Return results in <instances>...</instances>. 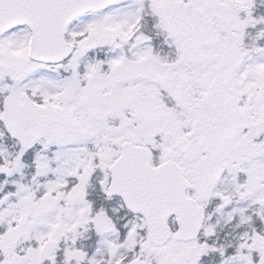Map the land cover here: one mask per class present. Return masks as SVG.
Returning <instances> with one entry per match:
<instances>
[{
    "label": "snow or ice",
    "instance_id": "obj_1",
    "mask_svg": "<svg viewBox=\"0 0 264 264\" xmlns=\"http://www.w3.org/2000/svg\"><path fill=\"white\" fill-rule=\"evenodd\" d=\"M0 264H264V0H0Z\"/></svg>",
    "mask_w": 264,
    "mask_h": 264
}]
</instances>
